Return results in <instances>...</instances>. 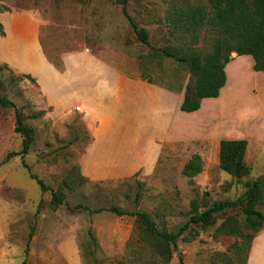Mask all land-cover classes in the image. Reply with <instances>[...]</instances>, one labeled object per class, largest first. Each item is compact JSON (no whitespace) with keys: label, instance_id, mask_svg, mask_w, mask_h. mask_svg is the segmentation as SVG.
Wrapping results in <instances>:
<instances>
[{"label":"rangeland","instance_id":"1","mask_svg":"<svg viewBox=\"0 0 264 264\" xmlns=\"http://www.w3.org/2000/svg\"><path fill=\"white\" fill-rule=\"evenodd\" d=\"M175 6L210 10L207 0L128 1V14L148 31L150 47H146L137 40L115 0H0V40L5 28L26 40H31L34 30L45 56L59 71L64 58L87 48L131 77L149 79L179 93L191 75L161 50L186 57L193 52L208 53L220 34L206 25L193 44L189 34L172 33L166 18ZM5 54L1 44L0 56ZM0 67H4L0 93L21 111L23 124L34 136L27 155L7 160L8 154L20 151L22 137L14 131V109L0 106V264H132L135 259L147 262L154 258V264H160L143 226L129 214L144 212L159 230L171 233L189 219L192 200L197 201L199 211L215 201L235 200L250 181L264 174V76L252 69L243 70L237 88L240 96L212 104L201 116L182 113L183 121L169 130L151 173L139 171L121 181L91 182L76 164L90 141L81 116L76 110L57 112L29 74L2 60ZM179 113L177 107L175 115ZM227 128L238 136L232 140L249 144L251 172L247 178L235 179L219 168L218 144L229 138ZM194 154L201 158L202 171L187 178L181 171ZM30 175L50 190L42 192ZM51 190H60L65 197L57 209L50 206ZM78 205L88 210H71ZM110 207L127 215L90 212ZM229 217L241 226L244 223L237 208L217 214L211 226L192 227L172 247L169 264H219L214 255L228 253L237 240L234 235L214 237ZM129 242L132 253L127 250Z\"/></svg>","mask_w":264,"mask_h":264},{"label":"crops","instance_id":"2","mask_svg":"<svg viewBox=\"0 0 264 264\" xmlns=\"http://www.w3.org/2000/svg\"><path fill=\"white\" fill-rule=\"evenodd\" d=\"M1 44L6 54L0 56V60L34 78L50 106L57 112L76 110L81 116L90 141L76 164L81 175L91 182L121 181L139 171L144 175L151 173L169 130L173 126L177 129V124L183 121L182 113L201 116L212 104L226 97L240 96L237 88L243 81V70H251L254 63L251 56L233 54L225 67L226 83L219 96L203 99L196 112L179 110L181 113L175 115L184 91L176 93L145 79L131 77L99 60L87 48L64 58L63 69L59 71L45 56L34 30L31 40H26L17 33H8L5 28ZM253 72L264 76V72ZM227 134L229 138L222 140L238 137L228 128ZM248 147L247 142L244 157L247 165ZM252 157L255 162L257 152ZM247 264H264V222L252 240Z\"/></svg>","mask_w":264,"mask_h":264},{"label":"trees","instance_id":"3","mask_svg":"<svg viewBox=\"0 0 264 264\" xmlns=\"http://www.w3.org/2000/svg\"><path fill=\"white\" fill-rule=\"evenodd\" d=\"M78 2L82 0H76ZM121 5L122 14L128 21L137 40L144 46L150 47L148 31L140 28L128 14L126 8L129 0H115ZM210 10L204 6L173 7L167 15V22L171 26L172 33L181 31L189 34L191 43L198 41L199 31L206 25L220 34L208 53L199 54L193 52L189 56H177L173 52L162 49L161 52L167 58H171L179 65L185 66L191 80L186 84L183 92V100L179 110L184 113H193L199 110L203 99H214L225 86V67L231 61V55L251 56L255 72H264V0H207ZM59 69L61 68L60 66ZM4 67H0L3 70ZM151 82L149 79H145ZM0 106L14 109L15 133L22 137L21 149L18 153L7 155L8 160L12 156L24 157L28 154L34 141L32 130L23 124L21 111L14 103L0 93ZM247 149L246 140H220L218 147L219 168L235 179L247 178L251 168L245 163L244 157ZM202 171V161L199 155L194 154L182 168V175L193 178ZM41 191L50 190L41 179L34 175ZM139 195L135 196L138 201ZM62 191L51 190L50 206L57 209L64 204ZM239 208L244 216L242 226L234 217L226 218L217 228L214 237L218 235H234L237 240L230 246L228 253H217L215 261L219 264H247L251 243L256 234L261 230L264 216V175H260L247 185L246 191L235 200L215 201L203 211H199L196 200L191 201V213L189 219L180 225L174 232H166L158 229L150 216L144 212L129 214L134 216L143 226L144 235L148 240L152 253L158 258L160 264H169L172 257V247L192 227H208L216 222V215L226 210ZM88 210L83 206H75L72 211ZM110 212L116 216H124L127 213L115 207L108 209H95L91 213ZM39 211L37 210V213ZM242 230L248 231L243 233ZM31 238V235H30ZM91 239L93 237L91 235ZM28 250V245L26 252ZM127 250L132 253L134 247L127 245ZM134 262V263H133ZM132 264H154L151 261L135 259ZM131 263V262H130ZM118 264H123L119 261Z\"/></svg>","mask_w":264,"mask_h":264}]
</instances>
